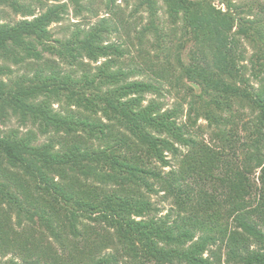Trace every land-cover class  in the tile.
<instances>
[{"label":"trees","instance_id":"1","mask_svg":"<svg viewBox=\"0 0 264 264\" xmlns=\"http://www.w3.org/2000/svg\"><path fill=\"white\" fill-rule=\"evenodd\" d=\"M47 1L0 0V58L28 69L0 65V121L26 128L0 131V264H264V0H136L140 46L174 52L148 75L123 67L108 18L52 40L67 6ZM166 82L190 97L185 121Z\"/></svg>","mask_w":264,"mask_h":264},{"label":"rangeland","instance_id":"2","mask_svg":"<svg viewBox=\"0 0 264 264\" xmlns=\"http://www.w3.org/2000/svg\"><path fill=\"white\" fill-rule=\"evenodd\" d=\"M47 2L48 4L54 3L50 0H48ZM107 2L108 0H84L83 5L88 9H92L93 14H91L87 12L85 8H83L81 12H78V10L69 0H59L57 3L66 4L67 9L66 14L63 15L64 17L62 20L56 23H52L48 27L51 33L52 40L67 39L72 35V33L78 26L81 28H86L87 26L85 25H88L89 23L94 24L101 18H108L110 20V23L117 27V31H113V33L109 36V42H116L120 44L123 49H125L124 56L121 58L123 67L128 68L133 66H140L143 67V69L146 71V74L148 75L150 74V70L147 69V65L150 63V60L151 63L160 62L161 64H163L166 61L164 59H167L170 60L172 66H175V62L173 59L174 52H171L170 57H168L166 50H163L165 52H162L154 45L152 46V43L155 44V42L151 36H148L147 42H143L142 46H140L136 36L139 33L138 31H140L142 27L147 24L148 14L143 11V9L137 11L135 10L136 0H116L113 4L109 3V8L106 7ZM159 5L161 9L158 11V15L160 17V23H163L161 27L164 28V31L166 33H171L168 35L172 39V41L176 43L178 41L177 39L180 36L179 32L176 31V33L173 34L170 25L167 22V17L164 14L162 3L159 2ZM215 5L222 10H225V8L222 5H219L217 2H215ZM37 10L39 11V9ZM108 11H110V13ZM11 17L19 19V16L14 17L12 14ZM127 32L128 34H126ZM52 40L50 43H52ZM52 44L55 45L54 43ZM155 45H157V43ZM161 45H163L164 48L169 46L168 43H161ZM189 50V47L182 50L181 56L184 61H187L188 59L187 57ZM247 51L248 53L246 55L248 57L251 54V50L248 49ZM51 62H54L56 66L59 64V68L61 69L62 73L67 72V66L60 63L56 56H53L48 52H42V60L38 62L39 65H43L44 63L51 64ZM84 62L89 63L91 66L99 64H94L87 59H85ZM3 64H7L11 68V70L13 71L12 77L14 79L28 70L23 64L13 65L11 63H4L0 58V65ZM243 64L247 66L248 69H250V63H248L247 60L244 61ZM163 86L164 91L160 100L163 101L166 108H171L175 104H181L182 108L184 109V115L181 118V121H185V115L188 109V102L190 101V97L185 94L182 88L175 87L174 82H172L171 84L166 82ZM194 92H197V89H194ZM53 108L59 109L60 106L59 104L54 103ZM248 112V109L244 110V121L245 119L250 118ZM10 129H20L19 131L21 133L26 130V128L21 126L18 120L12 116L3 120V122L0 121V131H7ZM191 130L193 131L194 136L198 137V139H203L205 142L209 143V133L211 132V129L207 127V122L204 119H199L196 125L191 128ZM39 138L41 141L45 140V137L40 136ZM257 174L258 173H256V175ZM152 201L158 205V207L162 211V214L166 213L170 206V202L164 199L162 192L153 195ZM11 258H13V254L9 252L5 256L3 261H7ZM15 259L17 261H20L17 258ZM221 264H225L223 259L221 261Z\"/></svg>","mask_w":264,"mask_h":264}]
</instances>
